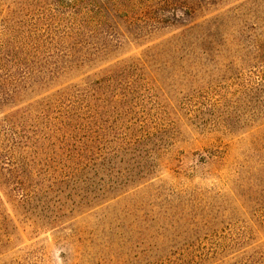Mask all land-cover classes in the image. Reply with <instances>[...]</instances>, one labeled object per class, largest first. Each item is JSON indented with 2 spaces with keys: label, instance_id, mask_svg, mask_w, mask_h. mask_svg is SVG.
I'll use <instances>...</instances> for the list:
<instances>
[{
  "label": "rangeland",
  "instance_id": "374dc122",
  "mask_svg": "<svg viewBox=\"0 0 264 264\" xmlns=\"http://www.w3.org/2000/svg\"><path fill=\"white\" fill-rule=\"evenodd\" d=\"M96 1L0 0V264H264V66L247 47L264 0ZM218 15L225 55L199 43ZM118 67L125 123L162 138L157 172L107 211L36 226V161L59 159L36 101Z\"/></svg>",
  "mask_w": 264,
  "mask_h": 264
},
{
  "label": "trees",
  "instance_id": "16d2710c",
  "mask_svg": "<svg viewBox=\"0 0 264 264\" xmlns=\"http://www.w3.org/2000/svg\"><path fill=\"white\" fill-rule=\"evenodd\" d=\"M198 27L203 35L199 42L202 50L215 55L229 53V34L219 15ZM180 38L186 39L184 35ZM247 47L255 50L250 60L258 63L262 58L264 66V24L255 29ZM124 67L101 72L102 78L75 95L67 90L56 91L36 101L40 108L37 115L48 123L43 130L54 133L51 138H43L51 142L47 147L59 157H52L51 163L36 161V166L47 169L36 170V210L41 212L36 214V226L60 228L95 209L107 211L111 202L145 185L157 172L152 152H156L162 138L149 131L139 134L135 123H125L130 110L127 97L119 94L113 84V75ZM43 70L36 73L48 72ZM42 121L36 122V135ZM261 128L264 125L258 133ZM2 134L0 131V137ZM259 139L255 138L254 143ZM134 206L125 207L121 213L131 216ZM106 218L110 219L109 212L104 214Z\"/></svg>",
  "mask_w": 264,
  "mask_h": 264
}]
</instances>
